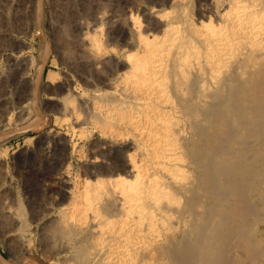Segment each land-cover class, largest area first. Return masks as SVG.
I'll list each match as a JSON object with an SVG mask.
<instances>
[{
	"label": "bare ground",
	"instance_id": "obj_1",
	"mask_svg": "<svg viewBox=\"0 0 264 264\" xmlns=\"http://www.w3.org/2000/svg\"><path fill=\"white\" fill-rule=\"evenodd\" d=\"M169 2L135 5L158 32L133 10L122 18L131 49L79 25L77 60L108 66L109 88L78 94L85 116L63 105L97 135L77 150L91 178L70 182L67 162L69 199L44 213L57 264H264V0Z\"/></svg>",
	"mask_w": 264,
	"mask_h": 264
},
{
	"label": "rangeland",
	"instance_id": "obj_2",
	"mask_svg": "<svg viewBox=\"0 0 264 264\" xmlns=\"http://www.w3.org/2000/svg\"><path fill=\"white\" fill-rule=\"evenodd\" d=\"M169 1L0 0L7 8L0 12V31L7 34L0 37V258L7 264H57V247L45 240L54 218L44 213L47 207L57 213L69 199L58 181L62 167L69 163L70 182L91 178L77 150L90 154L96 129L76 122L64 106L72 100L78 107V94L108 89L100 81L108 66L103 75L88 66L90 71L83 70L86 65L76 57L86 47L79 25L89 24L91 34L101 27L108 49H131L122 18L133 10L150 33L158 32L157 19L135 5L164 11L171 8ZM14 56L19 57L15 64ZM91 76L93 82L86 80ZM64 80H71L72 88L60 93Z\"/></svg>",
	"mask_w": 264,
	"mask_h": 264
}]
</instances>
